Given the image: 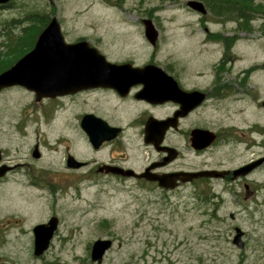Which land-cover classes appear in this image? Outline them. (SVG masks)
<instances>
[{"label": "rangeland", "instance_id": "rangeland-1", "mask_svg": "<svg viewBox=\"0 0 264 264\" xmlns=\"http://www.w3.org/2000/svg\"><path fill=\"white\" fill-rule=\"evenodd\" d=\"M187 1L12 0L0 8V63L18 59L29 49L40 21L55 17L66 42L85 37L109 61L127 58L136 50L142 58L154 51L157 61L197 67L193 71L227 66L230 80L241 78L264 98V0H195L203 4L204 15L188 9ZM142 19L151 20L158 31L154 49L145 42L139 26ZM66 104L37 103L21 87L0 92V150L10 164L24 162L21 157L28 158L34 142L43 140L46 147H39L42 159L36 167L49 161L60 169L65 147L57 138L64 135L63 121L48 125L45 120L52 116L62 120L69 111L73 115L75 110L68 111ZM241 105L225 102L214 118H229L226 124L240 126ZM260 118L264 139V111ZM70 119L73 140L76 121ZM52 151L56 155L51 157ZM228 152L232 153L229 160ZM239 154V146L232 151L223 147L210 156L214 162L222 160L234 167L240 162ZM86 185H50L54 194L19 184H10L5 191L0 188L6 197L0 201V219L17 220V226L22 221L23 227L7 235L0 249L2 262L97 264L90 260L91 245L106 239L112 246L100 264H264L263 250L241 251L232 244L231 229L239 227L240 201L222 192L228 186L215 183L161 192L131 183ZM137 210L144 216L140 218ZM229 214L235 219L230 220ZM51 216L59 226L48 249L35 258L30 229Z\"/></svg>", "mask_w": 264, "mask_h": 264}, {"label": "flooded vegetation", "instance_id": "flooded-vegetation-1", "mask_svg": "<svg viewBox=\"0 0 264 264\" xmlns=\"http://www.w3.org/2000/svg\"><path fill=\"white\" fill-rule=\"evenodd\" d=\"M139 26L143 28L142 20ZM223 40L226 42L228 38L223 36ZM82 41L102 54L85 37L77 38L70 44ZM135 52L132 50L129 57L115 61H109L102 54L110 63L129 65L127 73L130 74L120 78L127 81L133 77L135 81L127 84L125 91L99 86L37 102H58L59 107L62 103L63 107L66 101L68 111L75 110L73 115L70 111L66 112L62 120L54 116L45 120L48 125L54 121L64 122L61 124L64 135L57 138V142L65 147L63 164L59 170L58 165L49 161L36 167L42 159L39 147H46L43 140L35 141L28 158L24 160L21 157L24 162L20 163L10 164L0 150V188L5 191L6 186L19 184L54 194L55 190L50 185L73 184L86 188L87 183L91 187H118L120 183H131L167 192L158 186L155 178L177 175L176 187L169 190L171 192L183 186L217 183L228 186L222 192H230L240 201L239 227L234 226L231 233L233 231V237L239 234L241 249L264 251V139L260 122L264 98L256 89L251 91L247 88L241 78L230 80V67L219 66L218 69L199 72L193 71L197 67L191 65L172 66L165 61H157L154 51L146 58L137 52L135 55ZM155 69H160L166 77L152 73L154 71L149 73ZM232 86H238V90ZM230 101L242 104L238 110L242 116L240 126L226 124L230 123L229 118L222 121L214 118L215 110L219 111L222 104ZM71 116L76 121L73 140ZM207 141H210L209 144L202 147ZM238 146L240 162L234 167L226 166L228 163L222 160L214 162L210 156L216 148L226 147L232 151ZM34 149L40 154L37 158L32 155ZM55 155L54 151L50 154L51 157ZM226 155L229 160L232 153ZM127 171L137 176H128L124 173ZM203 171L225 174L218 178H182ZM235 171H239L237 177L233 175ZM169 183L173 184L171 180ZM6 194L8 198L12 196ZM3 199L6 197L0 192V201L3 202ZM135 213L139 217L140 214L144 216L143 211ZM52 217L37 222L30 232L38 225H47ZM229 219L234 220V215L229 214ZM56 222L57 230L58 219ZM18 223L9 217L0 219V249L5 247L11 231L23 230L22 221L19 226ZM2 261L0 257V264H10Z\"/></svg>", "mask_w": 264, "mask_h": 264}, {"label": "water", "instance_id": "water-1", "mask_svg": "<svg viewBox=\"0 0 264 264\" xmlns=\"http://www.w3.org/2000/svg\"><path fill=\"white\" fill-rule=\"evenodd\" d=\"M8 1L0 0V4ZM186 5L195 12L202 15L206 14L204 6L198 1L191 0ZM143 25L145 38L151 45H154L157 32L152 22L144 20ZM128 67L129 65L118 66L108 63L86 42L66 44L61 35L60 25L56 18H52L39 34L33 49L9 69L0 73V90L11 86H22L35 94L36 101L99 86L125 91L127 84L135 81L133 77H130L128 82L120 78L121 75L130 74L127 73ZM133 72L139 74L137 71ZM151 72L162 77L165 76L160 69L149 71V73ZM209 142L204 143L202 147L207 146ZM131 173L127 172L126 174L130 175ZM223 174L225 173L203 171L182 178L186 180L199 177L218 178L222 177ZM233 175L237 177L239 171H235ZM176 178L178 175L162 176L155 179L161 187L174 188ZM170 180L173 182L172 185L169 183ZM55 225V219H51L48 226L43 225L33 229L34 256L41 255L47 249ZM233 243L241 249L239 234L235 236ZM110 247L111 242L109 240H96L91 247V260L100 263L105 251Z\"/></svg>", "mask_w": 264, "mask_h": 264}, {"label": "trees", "instance_id": "trees-1", "mask_svg": "<svg viewBox=\"0 0 264 264\" xmlns=\"http://www.w3.org/2000/svg\"><path fill=\"white\" fill-rule=\"evenodd\" d=\"M46 20H44V21H40V28H39V30L37 31V33H36V35L39 33V31L46 25ZM24 31V28H23V30H22V32ZM35 35V36H36ZM34 40H35V37H34V39H33V41H32V43H31V45H30V47H29V49L32 47V45H33V43H34ZM24 53V52H23ZM13 61H8L5 65H2V63H0V72L3 70V69H5V68H7L9 65H11V63H12Z\"/></svg>", "mask_w": 264, "mask_h": 264}]
</instances>
